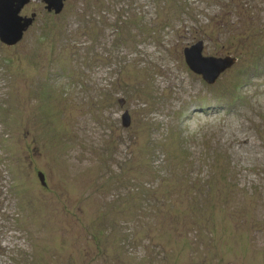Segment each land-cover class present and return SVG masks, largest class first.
Returning a JSON list of instances; mask_svg holds the SVG:
<instances>
[{
    "label": "rangeland",
    "instance_id": "1",
    "mask_svg": "<svg viewBox=\"0 0 264 264\" xmlns=\"http://www.w3.org/2000/svg\"><path fill=\"white\" fill-rule=\"evenodd\" d=\"M21 15L0 41V264H264V0ZM197 41L236 59L213 83Z\"/></svg>",
    "mask_w": 264,
    "mask_h": 264
},
{
    "label": "water",
    "instance_id": "2",
    "mask_svg": "<svg viewBox=\"0 0 264 264\" xmlns=\"http://www.w3.org/2000/svg\"><path fill=\"white\" fill-rule=\"evenodd\" d=\"M66 0H43L49 11L59 13L64 8ZM30 0H0V41L7 45L18 43L24 32L33 22V17L21 15V10ZM203 43H196L184 48V57L189 68L198 74H201L208 83H213L219 74L229 68L235 61L230 57H214L203 54ZM120 104L124 100L120 99ZM131 117L126 110L122 115V124L129 126ZM42 183H44L43 173L39 174Z\"/></svg>",
    "mask_w": 264,
    "mask_h": 264
},
{
    "label": "trees",
    "instance_id": "3",
    "mask_svg": "<svg viewBox=\"0 0 264 264\" xmlns=\"http://www.w3.org/2000/svg\"><path fill=\"white\" fill-rule=\"evenodd\" d=\"M101 6H103V5H101ZM105 6V5H104ZM118 10V9H117ZM126 14V13H125ZM123 15V14H120V13H117V11L116 10H114V15H116V17H114V18H112V21H113V23L114 24H117V25H119V26H121L124 22H125V20H123L122 19V16H127V15ZM128 14H131V13H128ZM119 22H120V24H119ZM152 38V37H151ZM129 39V38H128ZM127 39V40H128ZM146 39H148V38H146ZM123 40L124 41H127L126 40V38H123ZM220 101V100H219Z\"/></svg>",
    "mask_w": 264,
    "mask_h": 264
}]
</instances>
